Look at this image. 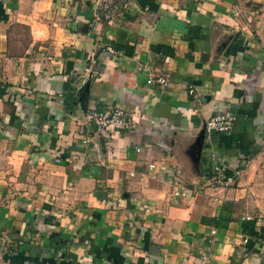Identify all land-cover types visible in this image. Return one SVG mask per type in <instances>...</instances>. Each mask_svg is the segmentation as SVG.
<instances>
[{
	"label": "crops",
	"instance_id": "obj_1",
	"mask_svg": "<svg viewBox=\"0 0 264 264\" xmlns=\"http://www.w3.org/2000/svg\"><path fill=\"white\" fill-rule=\"evenodd\" d=\"M262 48L264 0H0V264H264Z\"/></svg>",
	"mask_w": 264,
	"mask_h": 264
},
{
	"label": "built area",
	"instance_id": "obj_2",
	"mask_svg": "<svg viewBox=\"0 0 264 264\" xmlns=\"http://www.w3.org/2000/svg\"><path fill=\"white\" fill-rule=\"evenodd\" d=\"M121 2V0H118ZM108 4H105L106 14L109 13L110 7H107ZM117 2L112 3L111 7L115 9L117 6ZM111 8V9H112ZM233 10H236V7H233ZM110 51V50H109ZM113 54L116 52L111 51ZM260 54L262 56L264 62V48L260 50ZM144 68L143 65H139L138 69ZM145 83L147 85H154L158 87L165 88L168 85L166 79L159 75L153 74L148 75L145 78ZM234 119V115L228 110L220 111L209 118H207L203 123V129L206 134L211 132L222 133L230 129L232 121ZM85 122H92L94 125L95 134H101L105 128H111L115 130H124L130 126L129 120L124 115V110L120 106H112L108 108H103L99 111H90L85 115ZM138 150V148H136ZM149 168H153L154 164H148ZM160 169H164L162 165L159 166ZM212 180L214 183H217L222 186H226L230 182V176L222 174V167L215 166L214 167V175L212 176ZM185 188L181 184H175L172 189V194L174 196H182L184 195ZM213 233V230H211Z\"/></svg>",
	"mask_w": 264,
	"mask_h": 264
},
{
	"label": "trees",
	"instance_id": "obj_3",
	"mask_svg": "<svg viewBox=\"0 0 264 264\" xmlns=\"http://www.w3.org/2000/svg\"><path fill=\"white\" fill-rule=\"evenodd\" d=\"M65 87V86H64ZM66 94V99L67 100H72L73 95L71 93L67 92ZM231 217L230 216H223L219 214L216 217H210L206 221L208 224H211L215 227H223L226 225L228 221H230ZM255 241H258L259 243H264V232L258 233L257 236L254 238Z\"/></svg>",
	"mask_w": 264,
	"mask_h": 264
}]
</instances>
